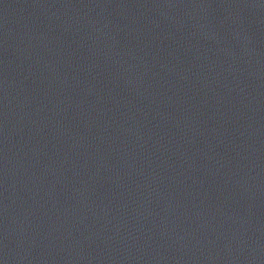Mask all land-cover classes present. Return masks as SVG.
Returning <instances> with one entry per match:
<instances>
[{
	"label": "water",
	"instance_id": "95a60500",
	"mask_svg": "<svg viewBox=\"0 0 264 264\" xmlns=\"http://www.w3.org/2000/svg\"><path fill=\"white\" fill-rule=\"evenodd\" d=\"M0 264H264V0H0Z\"/></svg>",
	"mask_w": 264,
	"mask_h": 264
}]
</instances>
